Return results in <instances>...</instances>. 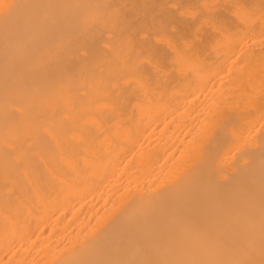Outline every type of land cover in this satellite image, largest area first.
I'll use <instances>...</instances> for the list:
<instances>
[{
	"label": "bare ground",
	"instance_id": "bare-ground-1",
	"mask_svg": "<svg viewBox=\"0 0 264 264\" xmlns=\"http://www.w3.org/2000/svg\"><path fill=\"white\" fill-rule=\"evenodd\" d=\"M0 264H264V0H0Z\"/></svg>",
	"mask_w": 264,
	"mask_h": 264
}]
</instances>
